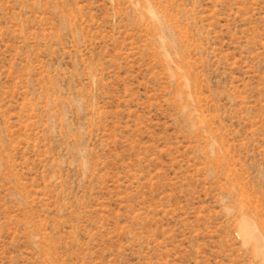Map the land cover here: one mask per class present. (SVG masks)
<instances>
[{"label":"rangeland","instance_id":"rangeland-1","mask_svg":"<svg viewBox=\"0 0 264 264\" xmlns=\"http://www.w3.org/2000/svg\"><path fill=\"white\" fill-rule=\"evenodd\" d=\"M0 264H264V0H0Z\"/></svg>","mask_w":264,"mask_h":264}]
</instances>
